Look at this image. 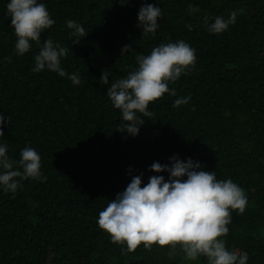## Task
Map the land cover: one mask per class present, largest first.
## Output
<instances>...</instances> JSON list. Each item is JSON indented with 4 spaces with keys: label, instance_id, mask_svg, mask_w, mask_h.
Wrapping results in <instances>:
<instances>
[{
    "label": "trees",
    "instance_id": "1",
    "mask_svg": "<svg viewBox=\"0 0 264 264\" xmlns=\"http://www.w3.org/2000/svg\"><path fill=\"white\" fill-rule=\"evenodd\" d=\"M9 2L0 0V113L6 121L0 146L14 161L23 148H34L46 180H21L14 194L0 187V264H207L205 257L183 259L179 249L170 258L168 247L156 245L125 253L126 245L112 243L97 224L99 212L133 176L142 174V186L153 175L167 179L169 173L149 168L170 164L173 155L198 161L217 180L230 178L244 190L246 210L231 212L229 233L220 239L229 251L246 252L247 264H264V0H38L55 24L22 56L15 51ZM145 3L160 7L162 16L155 34L142 36L138 12ZM189 5L199 12L190 13ZM234 11L226 31L207 30L205 16L210 24ZM68 20L87 33L77 44ZM45 39L68 49L61 67L79 73V85L32 70ZM179 40L195 49V66L169 83L175 96L165 93L149 105L153 115L138 135L120 131L121 113L100 82L102 73L110 86L138 67V55ZM125 45L131 47L121 55Z\"/></svg>",
    "mask_w": 264,
    "mask_h": 264
},
{
    "label": "clouds",
    "instance_id": "2",
    "mask_svg": "<svg viewBox=\"0 0 264 264\" xmlns=\"http://www.w3.org/2000/svg\"><path fill=\"white\" fill-rule=\"evenodd\" d=\"M118 2L124 5L129 0ZM6 8L17 37L15 51L20 56L30 50V41L39 45L41 33L55 24L45 3L38 0H10ZM189 12H199V9L189 5ZM161 16V8L152 3H145L140 8L137 27L142 30V36L155 34ZM203 19L210 33L221 34L235 23L236 12H232L227 20L218 16L210 24L209 17ZM66 23L72 30L73 44L87 35L77 22L68 20ZM187 27L192 30L191 25ZM130 47L123 46L121 55ZM67 53L66 47L45 39L34 57L32 70L47 69L61 77L67 76L74 85H79V73L69 75L61 67V58ZM136 62L137 68L110 86L108 73L103 72L100 77L101 84L108 85L107 95L113 107L121 113L120 131L133 137L139 134L144 118L151 119L153 113L148 110L151 103L163 98L165 93L176 95L169 83L176 82L195 66V49L183 40L161 43L150 54L138 55ZM190 99V96L178 98L173 107L187 104ZM5 122L0 113V137L4 136ZM40 169L41 156L34 148H23L20 159L14 161L7 156V146H0V187L4 192L14 194L21 180H46ZM149 170L169 175L167 179L163 175H153L143 186L142 174L133 176L125 190L99 212L98 227L108 234L112 243L126 245L125 253L134 252L141 245L146 250L156 245L168 247L170 258L179 249L187 261L205 257L207 264H247L246 252L229 251L226 241L220 239L229 233L231 212L242 215L248 205L247 196L238 184L230 178L217 180L215 173L203 169L198 161L181 160L176 155L170 157V164L153 162Z\"/></svg>",
    "mask_w": 264,
    "mask_h": 264
}]
</instances>
